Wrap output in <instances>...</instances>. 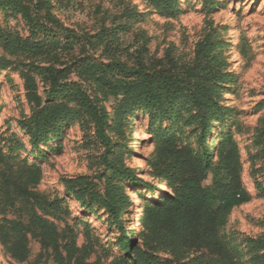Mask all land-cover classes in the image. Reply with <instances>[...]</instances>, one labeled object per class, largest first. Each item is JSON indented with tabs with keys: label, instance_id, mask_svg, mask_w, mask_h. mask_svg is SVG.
Listing matches in <instances>:
<instances>
[{
	"label": "rangeland",
	"instance_id": "rangeland-1",
	"mask_svg": "<svg viewBox=\"0 0 264 264\" xmlns=\"http://www.w3.org/2000/svg\"><path fill=\"white\" fill-rule=\"evenodd\" d=\"M213 1L218 4L209 10L203 0H176L177 9L169 14L158 12L148 0H50L60 21L81 36V45L60 44V34H51L50 39L32 34L20 15L0 10V225L26 210L14 190L24 171L30 181L39 178L29 190L51 200L63 197L64 178L83 175L103 187V175L110 163L140 171L138 176L156 187L158 179L143 170L160 144L154 139L155 130L169 131L168 122L154 121L142 110L134 112L131 124V115L116 118L120 99L100 91L90 65L117 60L128 67L140 65L146 73L186 71L203 66L208 55L229 78L219 84L217 103L224 114L231 112L232 116H225L219 123L212 121L204 145L210 150L222 142L224 135H230L238 147L241 182L249 196L247 202L231 210L220 235L232 252L251 264L248 242L264 236V160L254 157L258 152L254 137L264 121V0ZM101 33H107L105 43L94 47L93 41L88 43ZM15 40L42 42L48 47L22 54L10 45ZM52 73L54 81L49 77ZM26 75L34 80L41 103L48 99L52 85H75L99 97L109 116L102 131L109 147L99 139L100 130L93 121L74 118L63 127L60 137L34 148L22 131V124L36 108L26 96ZM66 103L78 109L74 102ZM177 129L181 133L179 145L186 144L188 137L194 142L193 127L180 124ZM127 187L134 207L125 208L122 227L126 238L132 242L136 235L140 245L145 243L146 234L138 233L135 209L138 206L140 210L141 202L162 194H152L137 185ZM65 205L68 214L53 222L60 231L70 230L78 247L84 246L88 263L114 264L121 258V235L109 226L105 215L81 211L71 199H66ZM0 264L53 262L30 238L28 258L22 262L14 260L0 245Z\"/></svg>",
	"mask_w": 264,
	"mask_h": 264
},
{
	"label": "trees",
	"instance_id": "trees-1",
	"mask_svg": "<svg viewBox=\"0 0 264 264\" xmlns=\"http://www.w3.org/2000/svg\"><path fill=\"white\" fill-rule=\"evenodd\" d=\"M148 1L158 12L173 14L177 9L176 0ZM203 1L209 10L218 4V1ZM53 9L50 0H0V10L20 15L32 34L39 33L47 39L51 34H60L63 37L60 44L81 45V36L65 26ZM106 36L107 33H101L88 43L93 41V47L99 46L105 43ZM10 45L22 54H29L46 44L15 40ZM205 57L203 66L186 71L146 73L140 65L128 67L117 60L90 65L100 91L120 99L116 118L120 114L125 118L131 115V124L134 112L142 110L154 121L168 122L169 131L155 130L154 139L160 144L143 170L145 175L158 179L157 186L140 178V171L110 163L103 175V187L83 175L64 178L63 197L51 200L29 190L28 187L33 189L38 184L39 178L30 181L28 172L24 171L19 182L14 183V190L26 210L18 218L4 220L0 225V245L14 260L22 262L28 258L32 238L53 264H90L84 246L76 245L72 232L60 231L53 222L68 214L65 203L71 199L79 204L81 211L105 215L109 226L119 231L123 255L114 264H245L220 235L231 210L249 200L241 182L238 147L228 133L210 150L204 145L212 121L219 123L225 116H232L231 112L224 114V108L217 103L219 84L229 78L221 74L216 60ZM32 67L40 70L35 65ZM49 77L54 81L53 73ZM24 79L28 101L36 108L22 124V131L34 148L60 137L63 127L69 126L74 118L93 121L101 132L99 139L109 147L102 132L109 116L99 97L75 85L58 88L52 85L48 99L41 103L34 80L27 75ZM66 101L74 102L78 109L70 108ZM180 124L195 129L193 143L186 137V144H178ZM254 143L258 149L254 157L264 160V121L262 129L256 131ZM130 184L152 194H162L140 203L138 233L146 234L145 243L140 245L136 235L132 242L128 240L122 227L125 208L134 207L126 194ZM133 193L141 199L137 190ZM248 247L249 262L264 264V254H259L264 251V236L249 240Z\"/></svg>",
	"mask_w": 264,
	"mask_h": 264
},
{
	"label": "bare ground",
	"instance_id": "bare-ground-1",
	"mask_svg": "<svg viewBox=\"0 0 264 264\" xmlns=\"http://www.w3.org/2000/svg\"><path fill=\"white\" fill-rule=\"evenodd\" d=\"M135 210H136L135 211V219H136L137 223L139 224L140 216H139V208H138V206L136 207Z\"/></svg>",
	"mask_w": 264,
	"mask_h": 264
}]
</instances>
